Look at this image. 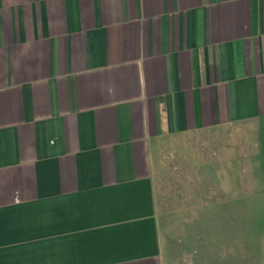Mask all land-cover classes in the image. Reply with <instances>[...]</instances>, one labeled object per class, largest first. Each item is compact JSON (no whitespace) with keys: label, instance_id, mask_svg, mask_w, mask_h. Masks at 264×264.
<instances>
[{"label":"crops","instance_id":"crops-1","mask_svg":"<svg viewBox=\"0 0 264 264\" xmlns=\"http://www.w3.org/2000/svg\"><path fill=\"white\" fill-rule=\"evenodd\" d=\"M0 264H264V0H0Z\"/></svg>","mask_w":264,"mask_h":264},{"label":"rangeland","instance_id":"rangeland-1","mask_svg":"<svg viewBox=\"0 0 264 264\" xmlns=\"http://www.w3.org/2000/svg\"><path fill=\"white\" fill-rule=\"evenodd\" d=\"M160 184H161V182H160ZM162 191H163V190H158V192H157V198H158V200H160V201H159V203H160V204H159V205H160V209H159L160 214H161V215H164V214H165V211H164V205H163L164 202H163V201L161 202V200L164 199L165 196L163 195V192H162Z\"/></svg>","mask_w":264,"mask_h":264}]
</instances>
